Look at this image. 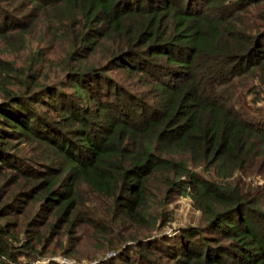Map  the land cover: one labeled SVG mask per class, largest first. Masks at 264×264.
Masks as SVG:
<instances>
[{
  "label": "trees",
  "instance_id": "trees-1",
  "mask_svg": "<svg viewBox=\"0 0 264 264\" xmlns=\"http://www.w3.org/2000/svg\"><path fill=\"white\" fill-rule=\"evenodd\" d=\"M0 44V264L85 229L103 264H264V0H0Z\"/></svg>",
  "mask_w": 264,
  "mask_h": 264
},
{
  "label": "rangeland",
  "instance_id": "rangeland-1",
  "mask_svg": "<svg viewBox=\"0 0 264 264\" xmlns=\"http://www.w3.org/2000/svg\"><path fill=\"white\" fill-rule=\"evenodd\" d=\"M44 45L46 46V56H49L48 52H51L52 47L50 48L51 45L48 44ZM0 53L5 54L10 60L15 61L18 65L24 64L23 60L27 55L26 53H19L14 55L13 50L5 49L3 44H0ZM48 64L49 63H45V65ZM250 81L251 80H249V82ZM241 91L243 92V96L246 95L245 89H243V87H241ZM251 99H253L252 95H246L245 105H251ZM256 106L264 108V101L256 102ZM262 181L264 182V180ZM7 189L8 186L0 189V205L8 200V196L6 193ZM28 205L31 211L36 208L35 204L30 203ZM168 208L173 211L174 219L161 231L163 232L162 234H165L168 237L173 236L178 228L186 225H195L200 222L199 213L192 208L190 200L187 197H178L169 204ZM11 211L13 213L12 216H14L17 214L18 209ZM10 221H14L13 217H11ZM77 237L78 240L70 244L67 242H58L55 250L56 248H58L59 250L61 249L60 252H54L51 254L48 253L44 257L34 261L25 262V260H22L21 262L22 264H50L51 262L57 264H103L104 262H106L105 259L113 255V253L111 252L103 251L101 246L96 243L98 236H95L93 231H91L90 229H85L83 232H79V235ZM64 251H67L68 254L63 253ZM5 261L8 264H15L7 259H5Z\"/></svg>",
  "mask_w": 264,
  "mask_h": 264
}]
</instances>
